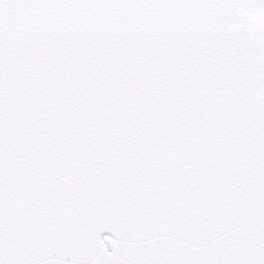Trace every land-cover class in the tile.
Masks as SVG:
<instances>
[{"label":"snow or ice","instance_id":"6c2138e0","mask_svg":"<svg viewBox=\"0 0 264 264\" xmlns=\"http://www.w3.org/2000/svg\"><path fill=\"white\" fill-rule=\"evenodd\" d=\"M0 264H264V0H0Z\"/></svg>","mask_w":264,"mask_h":264}]
</instances>
